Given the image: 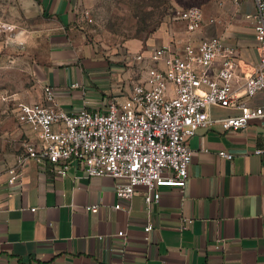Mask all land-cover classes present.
I'll return each instance as SVG.
<instances>
[{"label":"crops","instance_id":"0c3cea01","mask_svg":"<svg viewBox=\"0 0 264 264\" xmlns=\"http://www.w3.org/2000/svg\"><path fill=\"white\" fill-rule=\"evenodd\" d=\"M16 6L31 33L28 49L37 83L15 100L43 102L44 87L50 85L67 111H102L109 99L128 98L133 83L145 75L132 57L104 51L91 40L79 0H20ZM255 11L252 0L240 5L216 0L213 15H205L215 22L165 44L183 48L188 41L223 37L235 47L243 75L260 58L254 24L246 19ZM127 47L131 56L148 52L142 40ZM261 102L260 95L251 100ZM236 113L211 109L215 117ZM12 117L24 142H38L31 127L19 122L15 107ZM190 147L186 187H162L159 203L151 206L145 187H138L129 202L120 200L114 178L89 177L75 161L64 177L51 163L30 162L11 184L8 169L18 154H8L0 163V264H264V119L239 130L199 128ZM221 150L233 159L222 158ZM90 205L99 210H88ZM184 218L193 219L186 229ZM148 223L154 226L150 241L144 239ZM120 230L126 235L118 236Z\"/></svg>","mask_w":264,"mask_h":264},{"label":"built area","instance_id":"2783aa9c","mask_svg":"<svg viewBox=\"0 0 264 264\" xmlns=\"http://www.w3.org/2000/svg\"><path fill=\"white\" fill-rule=\"evenodd\" d=\"M230 1L240 5L247 0ZM252 1L256 11L246 19L254 24L260 58L251 72H239L235 47L227 45L223 37L210 36L196 43L188 41L183 48L164 44L134 54L132 60L145 75L133 83L128 98L109 99L102 111L69 112L59 106L56 90L50 85L44 87L43 102L14 99L19 122L31 127L38 142H24L23 151L8 170L9 183L17 182L30 162L51 163L64 177L75 161L89 177L114 178L116 195L123 201L129 202L141 186L149 206L159 203L164 186L184 189L193 158L190 140L199 128L219 125L224 131L239 130L252 120L264 119V0ZM178 17L188 32L215 22L199 6L178 11ZM77 86L79 83L73 84ZM258 95L262 102L251 104ZM213 107L237 113L215 117ZM201 139V149L206 151L205 137ZM219 155L233 159L226 150ZM87 209L96 213L99 207ZM192 222L184 218L181 228ZM153 229L152 223L145 226L146 241ZM117 235L123 237L126 231Z\"/></svg>","mask_w":264,"mask_h":264},{"label":"rangeland","instance_id":"374dc122","mask_svg":"<svg viewBox=\"0 0 264 264\" xmlns=\"http://www.w3.org/2000/svg\"><path fill=\"white\" fill-rule=\"evenodd\" d=\"M19 1L0 0V163H6L10 153L19 156L24 144L12 117L14 97L25 98L37 83L28 49L31 33L17 10ZM215 1L79 0V9L91 40L100 49L121 51L129 59L133 52L127 45L133 41H144L151 51L183 40L188 32L178 11L199 6L206 16L213 15Z\"/></svg>","mask_w":264,"mask_h":264}]
</instances>
